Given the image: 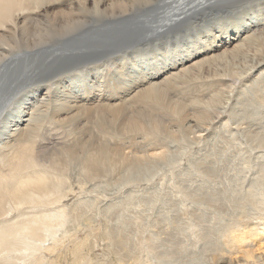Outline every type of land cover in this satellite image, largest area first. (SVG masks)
Returning a JSON list of instances; mask_svg holds the SVG:
<instances>
[{"label":"bare ground","instance_id":"6f19581e","mask_svg":"<svg viewBox=\"0 0 264 264\" xmlns=\"http://www.w3.org/2000/svg\"><path fill=\"white\" fill-rule=\"evenodd\" d=\"M262 6L264 0H0V264H264V188L222 205L216 200L222 213L207 221L193 212L164 216L157 234L152 228L146 234L152 216L135 213L131 239L122 233L131 223L125 213L116 224L108 218L101 232L87 212L112 195L118 167L122 181L131 184L136 171L171 153L168 148L129 157L113 144L107 131L112 123L120 120L126 137L166 131L172 139L200 142L238 83L264 86ZM188 37L194 40L185 51L146 76L119 71L129 57L143 58L154 46ZM194 83L217 86L218 92L206 102L170 100L171 92ZM137 102L166 110L178 130L156 117L133 115ZM86 117L95 119L98 142L77 137ZM256 135L252 140L264 148V130ZM70 136L75 139L66 140ZM67 158L77 162L74 173L65 170ZM161 186V196H168ZM135 193L127 197L133 209ZM90 240L104 241L111 259L99 261L100 243Z\"/></svg>","mask_w":264,"mask_h":264},{"label":"rangeland","instance_id":"374dc122","mask_svg":"<svg viewBox=\"0 0 264 264\" xmlns=\"http://www.w3.org/2000/svg\"><path fill=\"white\" fill-rule=\"evenodd\" d=\"M262 7H264V6H262ZM262 10H263L262 15H260V19H262V22L260 21L261 24L264 23V9H262ZM192 40H194V37L185 38V39L181 40L180 43L174 44L172 46L168 45V44H162L160 46H154V48L150 49L148 52H145L148 54L146 56H144L143 58L129 57V60L127 61L125 68L122 70H119V71H121V73L130 74L131 76H134L135 78H140V77L146 76L149 73H151V71L155 70L156 68L163 66L165 64L166 65L169 64L171 62V60L176 58L177 51H178V54L185 51L189 47L190 42ZM235 44L236 43L234 42L232 45H229L227 49L228 50L232 49L233 46H235ZM223 51H224V49L219 51V53H222ZM238 58H240V57H238ZM111 73H113L112 70H111ZM115 77L117 79H118V77L120 78V74L117 73V75ZM102 81L104 82V80H102ZM107 84L109 85V82ZM239 84L240 83H238L237 84L238 86L237 85L235 86L236 89L234 87L232 89L231 93L229 94V96H230L228 98L229 101H228V99L225 101H222L223 104L220 107L221 108L224 107V108L221 109V115L219 116V118H217V120H215V122L213 124L210 125L208 130L204 132L203 138H202V140H200V142H195V143L190 142L189 143L186 138L184 140L183 139H181V140L180 139L179 140L178 139L177 140L172 139L166 135V131L165 132L160 131L155 136H149V135L143 134V135H139V136H135V137H130V136L126 137L125 135H123L124 133H122V131L119 130V126H117V125H120V123H121L120 120H117V124H116L117 128H116L115 124H113V123L111 124L109 129H111V127H112L113 130L111 131L108 129L107 131L109 132L108 134L111 133V134H114V136H115V137H113L114 140H112L113 144H119V146H121L123 148L125 154L128 153L129 157H131L132 155H133L132 157H134L135 155H145V154L147 155V154H152L155 152H161V149L167 150L168 148L171 150V153H170V155H168V158L166 160H163L164 162L163 161L151 162L148 164L147 168H146V166L144 167V169L146 168V170L139 169L140 171L139 170L136 171V173H140V174H136V173L133 174V177L131 179V180H133L135 177V179L133 181H137V182H134L136 184L131 183L132 184L131 185V184H126L125 182H123L122 181V179H123L122 170L123 169L121 170V169H119V167L117 168V172L115 173L113 181L111 182V186L113 188V189L111 188V194L113 196L111 195L107 201H104L102 203H100V202L98 203V200H97L94 207H90V208L88 207L89 210L87 208V212L89 214H93L92 216H94L93 217L94 220H92L93 224H95L97 226H99L101 224L100 225V228H102L101 232L104 230L103 226L105 225V221L107 222L108 218L112 219V220L110 219L111 221L108 220V222L110 221L111 223L113 222L114 224H116L118 222L119 218H122L121 215L125 216V214H126L127 216H125V219L124 218L123 219L126 220V217H131V218H129V220H128V218L126 220L127 222L130 221L131 223L129 224V222H128L129 227L124 228V230L122 229V233H125L126 236H128V235L131 236L133 234V233L129 232V230L133 228V226H132V228H130L131 227L130 225L132 224L131 219H133L135 217V215H137L135 213L140 212L141 215L147 214L146 216H152L153 217L152 220L150 219L151 222L149 221V223H148L149 225H147L148 229L145 228V230L147 231L146 234L149 233V231H148L149 228L150 229L152 228L150 230L151 234H154V233L157 234V233H160V231L162 230V228H159V227H163L165 222H166V220H165L166 218L164 219V216L166 217V216L170 215L169 217H175V215L178 214V215H176V217H177L180 214L181 217L180 216L179 217L182 218L183 214L188 213V212H190V213L193 212L191 214H196V215L201 216V217L204 216V220H206L209 218V216L212 217L215 214H218V216H220V214L222 213L219 209L216 211V208H215L216 200L220 202V203L218 202L217 204L222 205L228 199H241L243 194H244V196L246 195L245 197L247 198V196L251 195L255 190H256V193H259L261 190H263V188H264V148H262V149L259 148L257 143L254 140H252V138L257 136L256 134H258L259 132H262L264 130V90H263L264 86L260 85V86L256 87L254 85H247V84H243V85L240 84L239 85ZM200 85L198 83H197V85L194 83L193 85H191L189 87L181 86L177 90L171 92L169 94V98L171 101L182 99L183 102L185 100V102H187V103L189 101H195V100L196 101L203 100L204 102H206V101L211 100L212 96L217 94V92H218V90L216 91L217 86L216 87L215 86H213V87L207 86V89H206V87H204V86L201 87ZM253 86H254V88H253ZM200 88L202 90H204V92H202V90ZM203 88H205L206 90ZM199 90H200V92H199ZM214 91H216V92H214ZM221 92H222V90H221ZM237 100H238V102H237ZM154 105L155 104L154 103L151 104V102H137V103L132 105L131 111H132L133 115H134V113L136 114L135 116H138L139 114H141L144 117V115L146 114L145 115L146 117H144L146 119H148V117H150V118L156 117L155 119L158 118V120H160L164 124L165 127L170 126L171 130H172V127L174 128L172 131H174V132L177 131L178 129L175 126V121H174L173 116H170V114L167 115L168 112H166V110L163 111L162 108H161L162 110H160L159 109L160 106L158 108L157 104H156L157 108ZM154 113L157 116L154 115ZM87 115L88 114H86L85 116H87ZM162 115L165 117H162ZM90 121H91V123H90ZM218 122H220V123H218ZM242 122H243V124L241 125ZM79 123L81 126L80 127L78 126V127L83 128L84 132H83V134H79L77 136L78 138L80 136H82V139L85 138L84 141L87 140L88 144L89 143L91 144L93 141H95V142L99 141L100 131H99V133L97 132L98 130L95 127V119L92 120V119H88L86 117V119H84V121L79 122ZM91 124H93V126H91ZM83 125H86V129H85V127H83ZM47 126L49 127V125H47ZM87 126H88L89 130L87 129ZM243 129H245V130H243ZM249 130H251V131H249ZM87 131H91V132H89V134H88ZM252 131H254V132H252ZM93 132H94V134H92ZM118 132H119V135H117ZM120 133H122V134H120ZM249 133H252V134H249ZM158 134H160V135H158ZM86 135H88V136H86ZM91 136H93V137H91ZM71 139H75V137L70 136V137L66 138V140H68V141H72ZM158 148H160V149H158ZM66 161L69 163H67ZM74 161L71 158L70 159L67 158L65 160V163H66L65 170L67 169L66 171H69V174H70V172L74 173L77 170V168H75L77 162L76 161L74 162ZM149 166H152V167H150V169H149ZM69 169H71V170H69ZM152 169L155 172L156 171L157 172L156 173L152 172L153 171ZM72 170L73 171L75 170V171L73 172ZM189 172H190L191 176L188 175ZM171 173H174V174H171ZM151 174H153V175H151ZM136 175L138 177H136ZM173 175L174 176L176 175V176L174 177ZM200 175L202 177H200ZM149 177H151V178H149ZM114 180L117 183H115ZM113 183H115L118 186L114 185ZM199 184H200V186H199ZM133 185H135V186H133ZM161 185H165V190L163 192L168 191V192H165L168 196H166V197L161 196V193H160L161 187H162ZM177 185H178V187H176ZM201 185H203V186H201ZM250 185H251V187H250ZM252 185H253V187H252ZM181 187L184 189H182ZM120 188H122V189H120ZM157 188H159V189L157 190ZM176 188H178V189L180 188V191ZM209 189H210V191H209ZM116 190H117V192H116ZM142 190H144V191H142ZM234 190L236 191V193ZM149 192H150V194H149ZM153 192H155L157 194L153 195L152 194ZM130 193H132V194L135 193L139 197V200L136 201V203L138 202V204L136 205V207H137L136 209H133L132 205L127 203L128 202L127 197L130 196ZM234 193L236 194V196ZM237 193H240V194H237ZM233 194H234V196H233ZM137 195H135V196H137ZM141 196L143 198H146V199L144 201L145 203L142 204L143 206L141 205V210H140L139 202H140V199L142 198ZM178 196H179V198H178ZM224 196H226V197H224ZM244 196H243V199H245ZM158 197L160 198L159 200H158ZM199 197L201 198V200L199 199ZM204 197H206L205 200H203ZM233 197H235V198H233ZM148 198H149V200H148ZM210 198H212V199H210ZM213 198H215V200ZM167 199H168V201H167ZM183 199H185V200H183ZM209 199L214 201V202H210ZM157 200H158V202H156ZM146 204H148L149 206L147 205V207H146ZM93 205H94V203H93ZM171 205H172V207H170ZM105 206L106 207L113 206V207H111V209H114V210L110 209L109 211H106ZM149 207H151V208H149ZM145 209H147V211L150 213H147ZM176 209H178V210H176ZM130 211H131V213H130ZM142 211L143 212L145 211V212L143 213ZM154 211L156 212V214L154 213ZM170 212H171V214H170ZM123 213H125V214L123 215ZM113 215H114V218H113ZM132 215H134V216H132ZM206 216H207V218H206ZM104 218H106V219H104ZM156 219H158L159 222ZM163 219L165 220V222ZM114 221H116V222H114ZM153 221H155V223H158V224H155ZM109 223H106V224H109ZM151 223H152V225H151ZM153 224H155V226L156 225L157 226L155 227ZM111 225H113V224H111ZM186 226L187 225H185V229H186ZM136 227L137 226L134 225V229ZM154 227H155V229H154ZM130 231L132 232V230H130ZM152 231H154V232H152ZM189 232H190V230H189ZM189 232L185 231L186 234H189ZM151 234H149V235H151ZM152 236L153 235H151V237ZM132 237H133V235L131 236V238ZM128 238L131 239L129 236H128ZM191 238L196 240V238H194V237H191ZM90 241L92 244L93 240H90ZM100 241L98 240V243H100L99 245H98V243H96V241L94 242V243H96V246L98 245L95 248V252H96V255L98 256L99 261H100V259L102 260V258L104 259L106 257L108 259H111L109 256V255H111V252H110L111 250L109 251V249H108L109 247L107 248V246L104 244V241H101V242ZM103 244L105 246H103ZM134 244L135 243H133V244H131V242L129 243V245H132V246ZM196 250L199 251V248H196ZM105 254H107L108 256ZM94 263H96V261H94ZM61 264H69V262L68 261L64 262V260H63Z\"/></svg>","mask_w":264,"mask_h":264}]
</instances>
